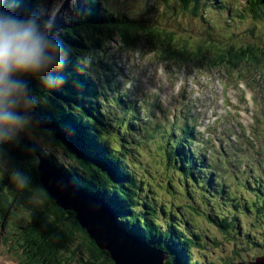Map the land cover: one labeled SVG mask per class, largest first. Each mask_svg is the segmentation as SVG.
Segmentation results:
<instances>
[{"label": "trees", "instance_id": "trees-1", "mask_svg": "<svg viewBox=\"0 0 264 264\" xmlns=\"http://www.w3.org/2000/svg\"><path fill=\"white\" fill-rule=\"evenodd\" d=\"M216 2L179 0L176 12H188L206 20L204 11ZM39 3L40 0H0V9L27 17L38 13ZM240 11L235 16L249 15L253 21H264V0H245ZM39 23L43 32L46 25L40 17ZM249 30L254 33V27ZM131 31L141 34L145 46L151 47L154 54H160V58L157 56L160 60L172 58L194 65L200 63L209 68H223L229 73L240 67L237 70L240 76L244 71L247 76L264 67V40L261 39L244 40L241 44L231 40L222 43L211 39L208 34L200 41H189L164 28L128 22L100 8L96 0H85L75 8V15L68 25L48 33L52 39L55 33L54 40L61 44V52L54 65L36 76H18L26 82L27 96L34 97L35 103L16 111L36 113L48 129H38L27 121L9 139L0 142V228L11 220L15 209L21 208L28 213L25 223L18 227L21 231L15 240L25 264H70L77 259L80 264H114L109 253L98 248L80 227L74 212L57 207L45 191L36 171L38 156L48 159L87 194L109 205L117 223L126 232L161 249L166 255L164 264H210L191 258L195 234L187 231L185 226L171 223L172 219L159 222L153 218L151 202L140 197L143 180L127 165L121 150L129 146L128 134H132L137 142L143 135L149 134L147 137L152 140L160 137L158 148L166 167L174 171L184 184L191 182L200 188L213 186L209 194L215 198L225 190L224 182L217 177L218 163L228 161L231 165L238 161L239 155L231 159L226 152H217L215 160L209 147L197 148L201 132L196 128L195 114L190 111L182 117L158 120L154 132L146 130L147 133L143 134L148 118L143 120L138 103L122 96L115 85L114 66L94 61L96 67L92 72L84 54L91 45H97L113 32L123 36L125 41L126 34ZM61 61L62 66H59ZM102 66L106 67L104 71L100 70ZM113 106L117 110H111ZM239 127L243 134V127ZM102 129H111V141L120 140L121 146L114 147L100 133ZM29 135H37L48 147L61 150L70 163L65 164L57 155L47 152ZM259 136L262 142L264 136ZM15 170L31 177L29 187L21 189L10 181ZM30 200L37 201L38 207L30 204ZM244 206L247 207L246 204ZM212 216L220 228L226 229L225 218L214 219ZM77 239V248L70 249ZM7 240L8 237L5 238ZM78 249L86 252V260L77 257L76 252L82 255Z\"/></svg>", "mask_w": 264, "mask_h": 264}, {"label": "rangeland", "instance_id": "rangeland-1", "mask_svg": "<svg viewBox=\"0 0 264 264\" xmlns=\"http://www.w3.org/2000/svg\"><path fill=\"white\" fill-rule=\"evenodd\" d=\"M84 1L69 0L65 5L59 0H40L37 15L45 25L51 24L50 30L45 27L44 31L49 33L62 25H68L75 15V8ZM96 1L106 12L128 22L164 28L178 35L180 39L200 41L209 34L211 39L220 40L222 43L229 42L228 40L235 44H241L244 40H264V21H253L249 15L235 16L243 8L244 0H217L204 11L206 20L191 16L188 12H176L178 0ZM250 27H254L253 34ZM230 34H233L231 39ZM122 37L113 32L101 39L97 45H91L90 50H86L84 54L90 62L89 69L92 72L96 67L93 61L101 58V63L105 56L109 60L112 57L111 62L122 74V78L116 77L120 85L131 90L137 89V96L144 95L145 114L142 115L149 116L150 121L146 123L143 134L147 133L146 130L154 132L155 123L165 120V115L174 112L179 114L180 111L185 112L192 108L199 122L197 129H207L201 137L202 140L199 138L201 141L196 143V147H210L214 151L213 155H216V149H222L220 139H226L224 145L231 159L239 155L238 161H233L231 165L228 161L218 163L220 168L216 176L224 182L225 190L215 198L209 194L213 186L200 188L191 182L186 185L174 171L166 167L158 148L160 137L152 140L150 136L147 137L149 134L143 135L140 142H137L132 134H128L129 146L124 151L121 150V153L135 175L143 180L139 190L140 197L151 202L153 218L159 222L172 219L171 223L185 226L187 231L196 235V239L192 240V259L210 264H235L264 256V140L260 142L259 136H264V125L255 121V113L264 116V67L260 68L261 72L256 70L257 72H252L248 77L251 92L246 90L257 101L253 105L251 101H241V80L232 75L227 77L223 68L208 69V66L200 63L194 65L187 61H183L185 64L182 65L178 59L171 57L162 61L145 46L141 34L131 31L126 34L125 41ZM53 38H56L55 33ZM125 46L132 50L124 49ZM159 55L157 54L160 58ZM239 68L232 72L236 73ZM113 109L114 106L111 110ZM238 122H242L244 128H251L252 133H247L251 137L250 142L236 136L239 134L236 127ZM256 129L257 133H253ZM100 133L111 141V129H102ZM29 137L47 152L57 155L65 164L70 163L61 150L48 147L37 135ZM234 137L238 142L233 140ZM111 143L117 148L121 146L120 140ZM29 203L35 208L39 204L35 200H30ZM211 215L214 219L225 218L226 229L220 228ZM27 218L28 213L17 208L11 220L0 228V239L9 238L8 247L0 243V264H20L23 261L15 240L21 231L18 227ZM251 241H255L256 246ZM78 242L79 239L70 249L77 248ZM78 250L82 255L76 252L77 257L81 256L86 260V252ZM70 264H80V261L77 259Z\"/></svg>", "mask_w": 264, "mask_h": 264}, {"label": "clouds", "instance_id": "clouds-1", "mask_svg": "<svg viewBox=\"0 0 264 264\" xmlns=\"http://www.w3.org/2000/svg\"><path fill=\"white\" fill-rule=\"evenodd\" d=\"M46 28L50 30L51 24ZM60 52L61 44L52 39L48 31H41L36 13L21 17L0 9V142L9 139L27 123L16 109L35 103L34 97L27 96L26 82L18 76H36L46 71L54 65ZM10 181L25 189L30 186L31 177L15 170Z\"/></svg>", "mask_w": 264, "mask_h": 264}, {"label": "water", "instance_id": "water-1", "mask_svg": "<svg viewBox=\"0 0 264 264\" xmlns=\"http://www.w3.org/2000/svg\"><path fill=\"white\" fill-rule=\"evenodd\" d=\"M67 5L69 0H61ZM38 129L48 125L34 112H18ZM36 171L39 181L57 207L72 211L80 227L84 229L98 248L107 251L114 264H164L165 253L126 232L117 223L109 205L90 196L82 188L43 156L37 157ZM235 264H264V256L254 261H238Z\"/></svg>", "mask_w": 264, "mask_h": 264}, {"label": "flooded vegetation", "instance_id": "flooded-vegetation-1", "mask_svg": "<svg viewBox=\"0 0 264 264\" xmlns=\"http://www.w3.org/2000/svg\"><path fill=\"white\" fill-rule=\"evenodd\" d=\"M251 244H253L254 246H256V242L255 241H251ZM263 254H264V252H263ZM260 256H262V255H260ZM254 257V256H253ZM257 257H259V256H257ZM256 258V257H255ZM255 258L253 259H251L250 261H254L255 260Z\"/></svg>", "mask_w": 264, "mask_h": 264}, {"label": "bare ground", "instance_id": "bare-ground-1", "mask_svg": "<svg viewBox=\"0 0 264 264\" xmlns=\"http://www.w3.org/2000/svg\"><path fill=\"white\" fill-rule=\"evenodd\" d=\"M59 2L62 4V1L61 0H59Z\"/></svg>", "mask_w": 264, "mask_h": 264}]
</instances>
